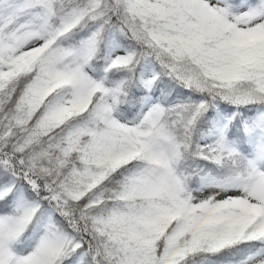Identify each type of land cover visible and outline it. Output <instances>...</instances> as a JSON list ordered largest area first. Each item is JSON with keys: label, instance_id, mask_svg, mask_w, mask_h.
Listing matches in <instances>:
<instances>
[{"label": "snow or ice", "instance_id": "6c2138e0", "mask_svg": "<svg viewBox=\"0 0 264 264\" xmlns=\"http://www.w3.org/2000/svg\"><path fill=\"white\" fill-rule=\"evenodd\" d=\"M0 264H264V0H0Z\"/></svg>", "mask_w": 264, "mask_h": 264}]
</instances>
